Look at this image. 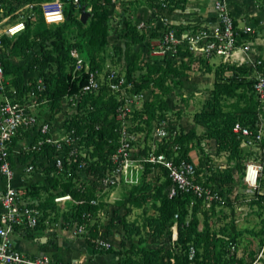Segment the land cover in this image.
<instances>
[{
    "label": "trees",
    "instance_id": "obj_1",
    "mask_svg": "<svg viewBox=\"0 0 264 264\" xmlns=\"http://www.w3.org/2000/svg\"><path fill=\"white\" fill-rule=\"evenodd\" d=\"M8 1L10 0H0V21L16 11V5L9 4ZM11 1H15L17 4L32 3L34 6L31 9L33 13L24 17L26 28L23 31L14 36L6 34L2 36L5 48L2 65L8 81L4 93L13 100H25L33 91L37 79L41 77L46 83V89L39 95L49 99L51 110H59L64 96L78 93L88 77L84 69L75 75L77 58L73 56L72 50L77 49L92 70L101 69L105 62L101 54L109 43V0H80L79 5L73 0H63L65 20L55 25L48 24L42 12L40 3L47 0ZM166 1L169 11L184 8L188 2V0ZM143 3L150 5L153 9L161 6V0H131L127 2L126 10L130 12L131 16L133 7ZM88 6L92 7V13L89 20L84 23L80 14L83 12V7ZM127 23L128 28L123 34L125 42L124 44H115V52L120 56L123 55L127 60L125 73L127 80L133 83L132 90L136 92L151 90L154 95L152 99L146 100L143 107L135 111L132 116V121L136 123L135 128L147 130V135L150 136L155 119L162 114V110L168 107L166 96L173 89L168 81L174 78L177 80L176 83L182 84V77L187 75L188 70L195 67V63H198L204 71L214 73L211 96L205 102L204 108L194 115V121L206 127L207 132L198 134L195 128L188 131L181 129V133L176 138V141L181 144L179 156L191 159L190 151L193 144L198 141L201 144L204 138H214L220 150H225L230 154L241 153V140L234 132L235 123L240 122L249 126L254 132H257L260 127L257 110L260 101L254 90L255 79L250 76V68L247 65L239 66L223 62L214 66L206 58H190L188 61L183 59L179 64L172 60L159 63L149 59L140 63L143 57L141 45L147 44V34L137 28L132 18H128ZM235 24H237L236 20ZM151 35L156 36L157 33L152 32ZM250 37L251 35L243 34L244 39ZM14 57H20L26 61L19 62ZM258 69L264 71V64H261ZM139 70L142 71L141 75L137 73ZM227 97L237 98L232 109H225V105L222 103ZM242 101H244L243 105H241ZM118 104L117 95L107 86H103L98 92L85 93L79 101L77 112L66 121L68 128H76L77 132L82 135L83 143L92 158L88 170L97 178L104 175L112 166L110 155L116 146L118 137L115 127L120 124L115 117ZM23 137L24 135L21 133L14 136L13 144L15 145ZM261 145L264 146V139ZM159 150L171 154L165 144L160 145ZM32 155L31 151H24V154L18 158L22 163H25L32 158ZM48 156L52 159V151L48 153ZM150 169L151 165L149 164L146 174ZM200 170L197 167V173L203 171ZM210 170L214 169L210 168ZM70 172L71 175L66 173L61 177L48 176V183L32 184L25 191L34 195H40L42 191L48 193L45 201L41 204L45 212L43 219L51 211H54L53 221H57L63 214L70 224H74L84 221L82 213L85 210L93 211L94 218H98V221L89 226V240L91 241V238L96 237L100 232L99 224L101 222L96 215L99 206L88 202L79 205L72 204L68 209L60 212V207L52 199V188L57 192L71 191L76 197L91 199L96 196L98 180H92L87 190L80 192L77 190L80 177L76 163H73ZM214 174L222 176L223 183L221 185L224 188L226 186L227 190L231 189V168L221 171L214 170ZM157 179L161 182L154 191L146 177L140 184L131 186L132 194L135 195L132 202L136 207H142L152 201L159 211L156 216L146 217V222L142 227L147 228V233L159 236L170 223L176 222L178 226L176 244L174 247L166 249L148 248L143 245L137 250H135V245H132L131 252H135L137 256L128 255L123 259L119 258L117 264H249V261L244 262L231 253L234 240L229 243L226 240H220L218 245L217 234L210 231L208 227L199 228L198 212L203 205L202 199L193 194L182 192L169 197L167 189L171 179L168 170L163 166L158 167ZM212 179L213 177H208L207 182H212ZM255 194L254 200L263 204L264 190H259ZM158 201L159 204L156 203ZM106 204L101 202L100 206L106 207ZM218 204H222V201H214L210 208H214ZM207 209L206 213L210 210ZM115 218V214H113L107 225L109 231ZM124 218L122 229L125 234L132 236L141 233L140 225L134 221H126ZM145 241L146 239H142L143 244ZM190 245L196 247L194 259L189 258ZM94 251L96 253L112 252L97 247L94 248ZM172 258H174V262Z\"/></svg>",
    "mask_w": 264,
    "mask_h": 264
},
{
    "label": "built area",
    "instance_id": "obj_2",
    "mask_svg": "<svg viewBox=\"0 0 264 264\" xmlns=\"http://www.w3.org/2000/svg\"><path fill=\"white\" fill-rule=\"evenodd\" d=\"M73 1L77 5L80 4V0ZM40 5L48 24L55 25L65 20L63 0H47ZM29 6L33 7L34 4L29 3ZM215 9L219 20L214 25L174 27L167 21L166 14L169 11L167 1L161 0V6L154 10L163 23L148 25L147 21H140L136 25L147 34L146 45L152 60L159 63L172 60L179 64L183 59L188 61L190 58H206L211 62L213 57L219 56L220 63L247 65L250 68V76L255 79L254 90L258 98L264 100V71L258 69L264 61L257 58L249 63L247 55L253 46L252 42L243 38V34L252 35L255 26L250 23L244 27L235 24L233 13L225 0H216ZM25 28L26 22L21 15L17 20L2 25L0 30V174L6 180L5 187L0 190V264H64L48 252L29 255L16 244L18 233L35 230L46 220L47 217L43 219L45 212L41 204L48 194L45 191L40 195L26 193L27 187L39 184V181L26 186L17 185L15 178L18 167H21L22 173L26 175L41 174L44 181L39 185H42L48 183V176L61 177L66 173L71 175L70 168L76 163L80 177L77 190L85 192L92 180H98L96 196L91 199L76 197L71 191L57 192L52 188L53 202L64 210L72 204L87 202L99 206L96 215L100 222L101 217L107 213L110 212L112 215L114 213L113 210L108 212L106 207L100 206L101 202H109L108 198L113 197L116 187L140 184L149 175L146 174L149 164L151 169L163 166L168 170L171 179L167 189L169 197L179 192L190 193L202 199L208 208L214 201H223L224 187L221 183L207 182L210 168L215 167V156L207 158L204 173H197L198 163L193 158L179 156L181 144L176 138L181 129L159 123L154 125L148 136L147 130L135 128L136 123L132 121V116L148 99L145 91L132 90L133 83L127 80L125 72L114 68L92 70L78 50L73 49L72 54L77 58L75 75L84 69L88 77L78 93L64 96L59 110H51L49 99L39 95L46 89V83L41 77L37 79L33 91L25 100L9 98L4 93L8 81L2 65L5 50L2 36L4 34L14 36ZM152 32H156L157 35L152 36ZM103 86H107L118 97L119 104L115 117L120 124L115 127L118 137L110 155L112 166L104 175L97 178L88 170L92 158L83 143L82 135L76 128H68L66 121L77 112L79 101L85 93L98 92ZM46 108L48 112H45ZM61 112L66 116H58ZM234 132L241 140V152L261 148L264 136L261 126L254 132L249 126L236 122ZM19 133L24 137L14 145L13 138ZM162 144L166 145L171 154L159 150ZM24 151H31L33 155L31 159L22 163L18 157L24 154ZM51 151L52 159L48 156ZM263 168L260 159L251 160L246 164L244 179L252 193L258 191ZM94 214L93 211L85 210L82 213L83 222L70 224L72 235L83 234L90 238L89 226L98 221ZM99 228V234L91 238L92 244L98 248L111 247V240L104 235L107 226L101 222ZM173 239H178L177 224ZM188 253L189 258L194 259L196 247L190 245ZM172 261L174 262V258ZM249 264H264V245L258 254L249 260Z\"/></svg>",
    "mask_w": 264,
    "mask_h": 264
},
{
    "label": "rangeland",
    "instance_id": "obj_3",
    "mask_svg": "<svg viewBox=\"0 0 264 264\" xmlns=\"http://www.w3.org/2000/svg\"><path fill=\"white\" fill-rule=\"evenodd\" d=\"M109 2H113V0H109ZM8 3L16 5V11L5 16V20H1L4 21L5 24L17 20L21 15L27 17L33 13L29 3L17 4L15 1L11 0L8 1ZM126 5L127 2H122L112 7L109 5V43L101 54L105 60L101 69L114 68L122 72H125L127 69V60L123 55H121V58L119 54H116L114 48L115 44H124L125 42L123 34L128 28L127 19L131 18L130 12L126 10ZM86 11L92 13V7H86ZM80 16H82V13ZM90 16L91 14L88 16L87 21ZM149 24L150 23H148V25ZM141 51L143 57L140 63L146 59L152 60V56L148 52L146 45H141ZM14 59L19 62L26 61V59L20 57H14ZM211 63L214 66L218 65L220 63V57H213ZM204 72L206 71H204L198 63H195V67L188 70L187 75L182 77V84L176 83L177 80L174 78L168 81L173 87L172 92L166 96L168 107L162 110V114L155 119V125L164 123L170 127H177L186 131L194 127V115L204 108L205 102L211 96V89L213 87L211 83L212 80H210L209 75ZM137 73L141 75L142 71L139 70ZM149 96L151 98L154 97L153 93L150 92ZM236 101V97H227L222 103L225 105V109H232ZM259 101L260 104L257 110L260 118V126L263 128L264 132V100L259 98ZM243 104L244 101L241 102V105ZM45 112H48V108L45 109ZM58 116L61 117L66 115L61 112L58 113ZM196 129L200 134L207 132V128L204 126L197 125ZM192 149L197 150L199 154L203 155L198 162V167L205 171V161L207 158L211 157L206 156L207 152L199 141L193 144ZM223 156H226L227 160L223 158ZM218 158H222V160H217V163L228 161V163L232 165L231 171L234 170V173L232 172V182L234 184L231 186L230 190H227L228 188L225 186L224 192L222 193V204H218L214 208H208L207 205L203 203L198 212L200 218L199 228L204 229L208 227L210 231L217 234L218 245L220 240H226L228 243L234 240L235 243L231 248V253H234L244 262H248L258 254L262 247L264 202L262 204L254 200L256 194L249 191L248 185L244 179L245 168L246 164L251 160L257 161L260 159L264 165V146L250 152L243 151L235 154L220 153ZM223 169L225 168H218V171ZM148 173L147 179H149L152 184V191H154L161 182L157 179L158 168L150 169ZM213 180L214 178L212 182H214ZM221 183H223V178ZM259 190H264V168L259 181L258 191ZM134 196L129 186H119L114 189L113 197L108 198L110 201L106 202L107 211L115 210L113 214H115L116 218L112 221L111 230L109 231L107 227V231L104 234L111 240L112 246L104 249L111 250L112 252L96 253L91 247H87L88 254L94 255V260H92V262L95 264H103V262L112 263L115 256H117V260L113 264H117L119 258L123 259L128 255L137 256L135 252H131L130 248L132 245H135V250L143 245L148 248L165 249L175 246L176 240L173 239V235L177 223H170L167 229L159 236L147 233V228L142 227L146 222V217L156 216L159 214V211L152 201L146 203L142 207H136L132 202ZM156 203L159 204V201ZM206 209L208 210L207 213ZM60 210L64 209L60 208ZM111 217L112 213L110 212L107 213L106 216L101 217L102 224L107 226L111 221ZM123 217H125L124 219H126V221H134L136 224L140 225L142 227L141 233L132 236L125 234L122 229ZM142 239H146L144 244L142 243Z\"/></svg>",
    "mask_w": 264,
    "mask_h": 264
},
{
    "label": "crops",
    "instance_id": "obj_4",
    "mask_svg": "<svg viewBox=\"0 0 264 264\" xmlns=\"http://www.w3.org/2000/svg\"><path fill=\"white\" fill-rule=\"evenodd\" d=\"M129 1L131 0H113V2H109V5L112 7L118 5L119 3ZM215 1L216 0H188L184 8H176L172 11H168L166 14L167 21L174 27H189L193 25L199 26L203 24L214 25L219 20L218 13L215 9ZM225 1L229 4L237 25L244 27L247 23H250L255 26L254 33L248 39L252 42L253 46L252 50L247 55L249 63L257 58H261L264 61V0ZM131 18L135 25L140 21H147L148 23H152L154 25H160L163 23V20L158 18L155 10L146 3L136 6L133 9ZM3 24H5V22L0 21V30ZM204 73L209 75L210 80H212L211 83L213 84L214 73ZM149 92L152 93L151 90L145 91L146 97L147 99H152L149 96ZM197 125L203 126L194 122L193 128L196 129ZM197 133L200 134L198 131ZM201 144L207 152V157H210L211 155L215 156L214 170H218V168L232 167L228 161L217 163V160H222V158H218L220 153L228 154L229 152L220 150L218 143L214 138H204ZM201 155L202 154H199V152L195 149L190 151L191 158H193L197 163L200 158L203 157V155ZM223 158L226 159V156H223ZM214 170H210L208 172L209 177H213L214 182L221 183L222 176L214 174ZM17 171V176L15 178V183L17 185L26 186L34 182L38 183V181L39 184H41L44 181V177L39 173L26 175L22 173L21 167H18ZM204 172L205 171L202 173ZM232 172L234 173V170H232ZM230 184L233 185L234 183L230 182ZM5 185L6 180L3 175L0 174V190L3 189ZM63 211L64 210H60V212ZM54 215L55 212L51 211V213L46 215L47 218L45 217L46 220L41 223L40 227L35 230H25L18 233L16 235L17 246L29 255H37L43 252H48L64 264H95L92 262V260H94V255L88 254L87 251V247H91L93 250L95 248L89 238L83 234L73 236L70 230V223L64 218L63 214H61L57 221H53ZM116 260L117 256H115L112 263L103 262V264H113Z\"/></svg>",
    "mask_w": 264,
    "mask_h": 264
},
{
    "label": "water",
    "instance_id": "obj_5",
    "mask_svg": "<svg viewBox=\"0 0 264 264\" xmlns=\"http://www.w3.org/2000/svg\"><path fill=\"white\" fill-rule=\"evenodd\" d=\"M91 13L89 11H86V8L83 7V12H82V16H81V20L85 23L88 19V16L90 15Z\"/></svg>",
    "mask_w": 264,
    "mask_h": 264
}]
</instances>
